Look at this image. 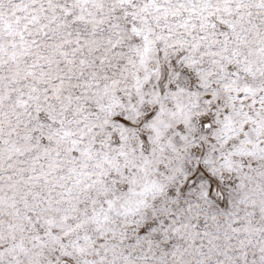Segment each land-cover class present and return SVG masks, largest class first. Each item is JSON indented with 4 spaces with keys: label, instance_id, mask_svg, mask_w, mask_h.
Wrapping results in <instances>:
<instances>
[{
    "label": "snow or ice",
    "instance_id": "1",
    "mask_svg": "<svg viewBox=\"0 0 264 264\" xmlns=\"http://www.w3.org/2000/svg\"><path fill=\"white\" fill-rule=\"evenodd\" d=\"M0 264H264V0H0Z\"/></svg>",
    "mask_w": 264,
    "mask_h": 264
}]
</instances>
